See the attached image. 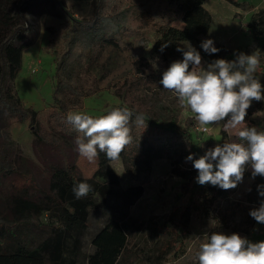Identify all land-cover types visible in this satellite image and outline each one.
<instances>
[{
	"label": "trees",
	"instance_id": "1",
	"mask_svg": "<svg viewBox=\"0 0 264 264\" xmlns=\"http://www.w3.org/2000/svg\"><path fill=\"white\" fill-rule=\"evenodd\" d=\"M238 6L239 0H224ZM46 3L49 14L59 24L49 27V41L58 47L56 72L52 92V107L43 113L25 107L20 100L15 79L22 64V52L31 45L30 25L26 11ZM167 8L157 0H72L73 11H68L60 0H0V109L3 123L28 122L34 127L36 143L33 153L38 162L34 170L11 161V147L1 146L0 153V264H121L128 246L123 225L126 215L114 212L91 238L92 252L83 256V238L92 210L105 209L111 186L119 177L106 153L99 152L97 170L91 179H83L76 166L79 156L74 144L78 133L67 121L70 112H82L83 101L99 89L94 69L100 64L107 47L123 53L130 64L127 78L116 85L113 94L119 104L98 114H107L113 108H127L135 115L144 114L146 127L130 121L132 142L120 154L124 170L131 176L148 174L154 161H166L172 175L191 186L189 206L200 216L216 210V204L226 194L219 186L192 183L196 174L193 160L197 153L193 137L177 123L179 108L167 110L154 99L161 91H168L160 83L170 59L183 52L177 51L182 43L194 42L203 57L212 63L217 59L232 61L223 45H217L215 54L206 53L199 38L210 31L211 15L203 7V0H167ZM182 12V28H175L168 10ZM250 27L264 36V10L254 17ZM151 32L154 41L146 56L133 50L126 35ZM167 47L161 51L162 45ZM185 50V49H184ZM186 51V50H185ZM264 82V58L255 73ZM264 94V88H262ZM253 102V101H252ZM252 108V109H250ZM264 110V100L254 101L247 109L245 123L264 131V126L251 120V115ZM89 114V113H86ZM166 119L168 121H166ZM79 182L92 185L87 197L75 199L72 188ZM264 177L257 176L242 202H232L224 210L225 226L235 217L232 230L238 234L248 232L255 224L250 211L258 208L260 200L257 186ZM144 190L142 186L129 187L122 201L131 206ZM43 211L51 212L48 226H37L36 219ZM262 226V224H259ZM258 226L259 229H261ZM35 228L48 233L37 239ZM34 231V232H33ZM257 242V241H255Z\"/></svg>",
	"mask_w": 264,
	"mask_h": 264
},
{
	"label": "rangeland",
	"instance_id": "2",
	"mask_svg": "<svg viewBox=\"0 0 264 264\" xmlns=\"http://www.w3.org/2000/svg\"><path fill=\"white\" fill-rule=\"evenodd\" d=\"M60 1L68 11H73L72 0ZM157 1L167 8V0ZM203 7L211 15V26L210 31L199 38L201 44L211 39L214 47L223 45L228 57L232 59H236V55L241 52L264 58V36L260 35L257 29L249 26L254 17L264 10V0H239L238 6H233L224 0H203ZM48 12V5L40 3L30 7L25 13L31 27L29 35L31 45L22 52L21 68L15 79V87L23 105L38 113L45 112L53 105L52 92L58 47L49 41L48 29L60 22ZM167 13L172 26L179 29L183 27L180 10L170 9ZM124 40L133 50H141L147 56L154 41V34L151 32L131 34L126 35ZM187 45H191L198 51V46L194 42L181 44L185 50ZM199 53L201 66L207 68L210 63L201 52ZM182 60L183 54L176 55L170 59L168 67L172 62ZM191 68L190 65L189 70ZM94 72L100 78L99 89L94 95L84 99L83 111L98 115L119 104L113 89L127 78L130 73V64L123 53L107 47ZM260 83L264 88V82ZM153 97L167 110L179 108L177 123L182 129H187L191 133L200 157L218 144L222 146L225 142H239L234 133L230 135L224 131L222 126L227 122V118L218 124L208 126V130L204 131L194 119V114L180 106L174 93L161 91ZM3 117L4 113L0 109V147L4 145L11 147L10 157L15 165H26L34 170L38 169V162L33 153V145L36 143L34 127H31L28 122L6 126L3 123ZM251 120L264 126V110L254 112ZM76 166L83 179H91L97 170V160L89 162L79 155ZM111 166L119 177V183L111 186L112 194L107 197V207L90 212L88 228L83 238L82 253L86 256L92 252V236L113 218L114 212H121L126 215L123 225L128 237L127 250L121 264H198L199 245L206 241L207 236L213 232L226 235L236 233L232 228L238 218L235 217L233 222L225 226L224 210L232 202L245 200L254 180L251 178V170H246L243 182L234 189L226 190V194L216 204V210L208 216H200L195 213L192 206H189L188 189L191 186L187 184V181L172 175L168 162L154 161L148 174L137 176H131L125 172L121 159L112 161ZM197 176L196 170L192 183H197ZM136 186H142L144 192L131 206H126L122 201V194L127 188ZM262 200L264 198L260 202ZM1 202L2 198H0V205ZM50 217V211H43L35 223L37 226H49ZM258 226L259 224L255 222L248 232L239 235L251 242L264 241V224L259 226L261 229ZM34 234L37 239H43L48 235L41 228H35ZM78 264H86L85 258H81Z\"/></svg>",
	"mask_w": 264,
	"mask_h": 264
},
{
	"label": "clouds",
	"instance_id": "3",
	"mask_svg": "<svg viewBox=\"0 0 264 264\" xmlns=\"http://www.w3.org/2000/svg\"><path fill=\"white\" fill-rule=\"evenodd\" d=\"M167 47L162 45L161 51ZM201 47L206 53L219 51L214 42L207 39ZM183 52V60L172 62L162 75L160 83L165 90L175 94L181 107L189 109L204 131L208 126L227 118L223 129L235 134L239 142H225L209 149L193 160L198 171L196 182L211 184L223 190L234 189L243 182L246 170L251 178L264 177V131L248 127L245 123L247 109L253 100H264L262 86L255 73L260 64L259 56L239 53L236 59H217L201 66V55L191 45ZM192 66L189 70V66ZM127 108H113L107 114L94 117L82 112H70L67 121L78 133L74 140L78 154L89 162H95L98 153H106L110 160L120 158L125 147L132 142L130 121L146 127L144 114L135 115ZM259 196L264 197V184L258 185ZM93 191L91 184L79 182L72 188L75 199L87 197ZM258 224H264V200L250 211ZM198 264H264V241L251 242L237 233L226 235L213 232L199 245Z\"/></svg>",
	"mask_w": 264,
	"mask_h": 264
}]
</instances>
